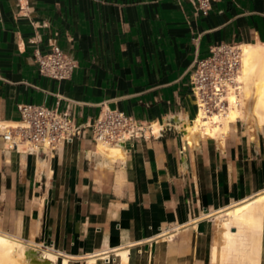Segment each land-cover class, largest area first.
I'll return each mask as SVG.
<instances>
[{"label": "crops", "instance_id": "obj_1", "mask_svg": "<svg viewBox=\"0 0 264 264\" xmlns=\"http://www.w3.org/2000/svg\"><path fill=\"white\" fill-rule=\"evenodd\" d=\"M194 4L0 0V126L29 104L81 127L54 153L9 150L0 128L1 234L51 247L57 264H264V203L240 228L219 217L264 193V125L187 131L198 115L190 65L220 43L264 45V0H218L207 15ZM52 44L75 65L67 80L34 61ZM103 109L153 134L109 157L91 129Z\"/></svg>", "mask_w": 264, "mask_h": 264}, {"label": "built area", "instance_id": "obj_2", "mask_svg": "<svg viewBox=\"0 0 264 264\" xmlns=\"http://www.w3.org/2000/svg\"><path fill=\"white\" fill-rule=\"evenodd\" d=\"M216 1L218 0H195L194 6L196 11L207 15L212 3ZM34 61L43 76L56 81L69 79L75 68L73 61L55 44L50 45L49 52L44 55L36 51ZM239 67L240 50L235 44L220 43L211 46L204 58L194 59L188 70V83L198 114L202 112L210 117L228 109V95H239ZM17 110L20 114L19 121L0 126L9 150L24 147L31 152L47 150L54 153L62 141L81 135V127L60 114L57 109L20 104ZM151 127L121 111L103 109L94 119L91 129L93 140L100 147L121 145L125 148L133 141L145 138L146 131L153 134ZM209 217V214H202V218ZM176 230L178 229L173 231ZM173 233L167 231L165 236L172 237ZM50 250L51 247L47 249Z\"/></svg>", "mask_w": 264, "mask_h": 264}, {"label": "bare ground", "instance_id": "obj_3", "mask_svg": "<svg viewBox=\"0 0 264 264\" xmlns=\"http://www.w3.org/2000/svg\"><path fill=\"white\" fill-rule=\"evenodd\" d=\"M239 50H240V67L237 75V82L239 84L238 89L240 93L243 91L246 99L247 98L250 99V97L252 98L251 104L249 105L251 108L253 119L257 126H262L264 125V45H242L239 47ZM241 84H243V86ZM238 96L239 95H235V94L228 95L229 106L224 113L213 114L210 117H206L202 112H199L193 124L187 126V131L189 133H198L199 131L203 130L207 135L214 136V132L218 131L221 126L226 128L230 122H236V120L242 117L243 109H245L244 107L246 106V103L242 101V99L239 100ZM103 147L105 149L103 150V152L105 151L109 157H118V156L120 157L122 155V149L120 145L103 146ZM263 203H264V193L256 198H253L241 204H237L236 206L223 211L222 213L219 214V217L221 219H224L225 226H227L228 228L232 224L237 225L240 228L243 225L250 224V222L252 221V219H250L249 217L250 215L249 211L252 210L251 211L252 213L253 211H257L258 208H260ZM255 214L257 215V213ZM257 219L255 217L253 218V221ZM254 224L255 226H259L261 222L260 224L258 223L259 225H257L255 221V223H253V226ZM225 226L223 227L224 229ZM256 228L258 229L260 227H256ZM252 231L255 233V229L254 230L252 229ZM239 233H241L240 230ZM228 235L229 237L231 236L230 232L228 233ZM164 239L165 238H163L162 240ZM258 239L260 240L261 238ZM252 240L257 241L256 239H252ZM233 245H234L233 249L236 252L235 242H233ZM29 251H30L29 248H26L22 244L18 243L14 238L8 237L0 233V264H57L58 254L56 255L54 252L42 250V255L37 256L35 252L30 253ZM120 256L124 260H126V256H127L126 251L122 252ZM121 261L123 260L121 259ZM91 262L92 261H90V263ZM125 262L126 261H124V263ZM247 264H257V262L250 260Z\"/></svg>", "mask_w": 264, "mask_h": 264}, {"label": "rangeland", "instance_id": "obj_4", "mask_svg": "<svg viewBox=\"0 0 264 264\" xmlns=\"http://www.w3.org/2000/svg\"><path fill=\"white\" fill-rule=\"evenodd\" d=\"M243 86V84H241ZM241 86V87H242ZM238 99L242 101H244L246 103V106L244 107L245 109H243V113H242V117L239 118L240 120H243V121H249V122H252V123H255L254 119H253V116H252V112H251V108H250V105L251 104V100L252 98L250 97L249 98H245V94L243 93V91L240 93L239 92V96H238ZM247 101V102H246ZM237 121V120H236ZM256 124V123H255ZM102 150H105L103 146L100 147ZM16 240V239H15ZM18 243L22 244L23 246H25L26 248H29V250L35 252V254H37V256H40L42 255V250L40 251V249H38V247L34 246V245H30V244H26V243H23L22 241H19V240H16Z\"/></svg>", "mask_w": 264, "mask_h": 264}, {"label": "water", "instance_id": "obj_5", "mask_svg": "<svg viewBox=\"0 0 264 264\" xmlns=\"http://www.w3.org/2000/svg\"><path fill=\"white\" fill-rule=\"evenodd\" d=\"M29 252H30V253H34V252H33V251H31V250H30Z\"/></svg>", "mask_w": 264, "mask_h": 264}]
</instances>
